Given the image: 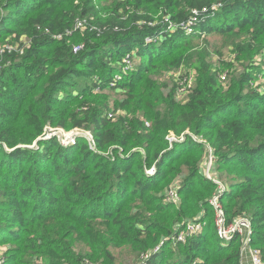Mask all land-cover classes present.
<instances>
[{"label": "trees", "instance_id": "obj_1", "mask_svg": "<svg viewBox=\"0 0 264 264\" xmlns=\"http://www.w3.org/2000/svg\"><path fill=\"white\" fill-rule=\"evenodd\" d=\"M210 35L233 48L234 71L210 60ZM0 43L15 47L0 63V264H117L112 248L135 264H240L246 235H218L214 195L225 225L248 219L264 263V0H0ZM190 65L180 104L155 79ZM106 86L142 111L113 119L85 100ZM47 126L88 129L93 143L37 140ZM176 177L178 205L161 196ZM194 219L199 232L171 239Z\"/></svg>", "mask_w": 264, "mask_h": 264}, {"label": "rangeland", "instance_id": "obj_2", "mask_svg": "<svg viewBox=\"0 0 264 264\" xmlns=\"http://www.w3.org/2000/svg\"><path fill=\"white\" fill-rule=\"evenodd\" d=\"M157 16H159V13H157L155 15V17H157ZM73 25L74 24H72L71 26H73ZM48 31L49 30L46 29V32H48ZM187 32L190 33L192 31L189 30ZM57 39H59V38H57ZM206 39L208 42L207 45L209 48L210 60L214 61V64L218 63L220 66H223L222 63L231 64V62H233V71H234L235 68H237V66L239 65V63L237 61H235V59H234L235 58V51L233 50V48L225 45L224 40H223V38H221V36H211L210 35V36H207ZM77 44H81V43H75L74 45H77ZM1 45H2V43H0V46ZM199 45L200 46H206L205 42H203V41H199ZM17 52L20 53V50H18ZM214 56H217L218 58L216 60H214ZM1 62H2V58L0 57V63ZM130 63L132 66H136L137 65V59L134 58L133 61ZM192 63H193V66L195 67L196 66L195 59H193ZM194 67H192L190 65L189 67L182 66L179 68L170 69V70L162 73L160 76L156 77V79H155L157 82L156 84L158 86H160V88H162L164 94H166L168 92L165 90L166 88L164 86H168V88L175 87L176 89H175L174 96H175L177 102H179L180 104H183L188 99V94H187V93H189L188 89L191 88L193 85V82L191 80H188V77L194 76V72H195ZM119 70L124 71V66H122V67L119 66ZM118 71L113 74L112 79H114V80L115 79H121V76L118 73ZM226 76H227V70H223L220 74V79L222 81H224V79H226L225 78ZM258 77H260V76H258ZM256 81L257 82L255 84H258L259 82H262V83L264 82V80L262 78L256 79ZM263 85H262V88H264ZM66 93H68V92H66ZM123 98L124 97H123L122 93L111 89V87H109V86H106V87H104L103 90H96V88H95L94 92L91 95H89L85 100L88 103H90V105H94V106L106 105V109L108 110V116L113 118V119H115L119 113L126 114V112H129L132 114H138L139 112L142 111V108L144 106L141 104H138L134 100L131 101V103L129 104V107L127 109H125V111H124L123 107L120 106V103L123 100ZM113 108H119V110H113ZM157 110H161V109L158 107ZM72 112H74V111H72ZM144 121H145L146 128L150 127V122L148 120H144ZM185 132L178 135V136L175 135L173 132H169V134L166 136V138L171 143H172V141H182L186 137ZM75 133H77V134L81 133L80 135L85 136L88 139V141H89L88 143L91 147V145L93 143L92 135H91V132L85 128H77V127L63 128V127L47 126L44 133L41 136H39L38 138H44L46 136L54 135L53 137H55L62 146H68V145H71L73 143H70L67 138L72 136ZM189 134L192 136L193 139L197 140V138L194 134H192V133H189ZM198 140L201 141L200 138H198ZM29 147H32V148L34 147L36 149L38 147V144H36L34 142ZM207 151H208L207 157L211 158L212 157L211 149L207 147ZM121 153H119V154L122 155ZM150 169H152V167H150L147 170V172ZM202 173L207 178L212 179L214 177V173H212L211 171L208 172V170L205 166L202 167ZM180 180L181 179H179V177H176L172 182H170L165 187V194H166L167 189L171 185L176 184V182H180ZM213 180H216V179H213ZM219 180H220V178H219ZM223 181L229 182V180H227V179H223ZM161 196H162V200H163V196H164V201L171 202L166 198V196L164 194ZM179 202H180V199L174 203L176 205H178ZM7 246L8 245H6V244H0V257H2L3 252L6 250ZM111 250L116 255L117 264H135V263H132L133 261H132L131 256H133V254L130 253L129 249H127V248H112ZM243 260L247 264L248 261H247V252L246 251L243 254ZM143 264H145L144 261H143Z\"/></svg>", "mask_w": 264, "mask_h": 264}, {"label": "built area", "instance_id": "obj_3", "mask_svg": "<svg viewBox=\"0 0 264 264\" xmlns=\"http://www.w3.org/2000/svg\"><path fill=\"white\" fill-rule=\"evenodd\" d=\"M195 20L192 19V21H190L189 24H193ZM86 25L84 20H78L74 26L73 29L71 30H75L77 28H83ZM172 27V24H169L167 26V29H170ZM190 28H187V31H189ZM68 33H70V31H68ZM57 38H61V35H57L55 36ZM15 49V47L10 46V45H1L0 46V57L3 53V51L5 50H12ZM82 49V45L78 44V45H74L72 50L74 53H76L77 51ZM20 52H22V50H20ZM132 60L130 59H124L123 61V66L125 70H129L130 68H132L131 63ZM188 80L192 81V77L189 76ZM81 134V133H80ZM68 141L70 143H74L75 138L72 136L67 138ZM212 158L213 157H207V160L205 162V167L207 168L208 172L210 170V167L212 166ZM147 172V171H146ZM155 172V169L152 167V169H150L147 174H153ZM214 182H218L217 180H214ZM220 188L222 189V191L220 193H222L224 191V186L222 184H219ZM177 184L171 185L167 191H166V198L171 201V202H177L179 200V194L177 191ZM211 204L214 205L215 210H216V225H217V229H218V235L224 239H231L232 235L235 232H239V233H244L246 235L244 243H243V250H242V255H241V260H240V264H246L243 260V254L246 251L247 252V261H249L250 264H264L260 253L258 252L257 249H253V248H249L247 247L248 242H249V234H250V224L248 219L246 218H238L235 222H233L232 224L229 225H225L224 222V215L222 210L219 207V204L217 202V196L214 195L211 200H210ZM196 219V218H195ZM194 220H188L184 222V226L182 227V229L176 231V233L174 234L173 237H171L172 240L174 241H184V239L196 232H199L200 229L202 228L203 223L200 222V220L195 221ZM158 250V247L155 249ZM154 250V251H155ZM248 264V262H247Z\"/></svg>", "mask_w": 264, "mask_h": 264}, {"label": "water", "instance_id": "obj_4", "mask_svg": "<svg viewBox=\"0 0 264 264\" xmlns=\"http://www.w3.org/2000/svg\"><path fill=\"white\" fill-rule=\"evenodd\" d=\"M77 135H80V134H77V133H75V134H73V137L75 138ZM50 136H46V137H44V138H49ZM40 139H43V138H37V140H40ZM36 143V142H35Z\"/></svg>", "mask_w": 264, "mask_h": 264}, {"label": "crops", "instance_id": "obj_5", "mask_svg": "<svg viewBox=\"0 0 264 264\" xmlns=\"http://www.w3.org/2000/svg\"><path fill=\"white\" fill-rule=\"evenodd\" d=\"M248 264H250L249 261H248Z\"/></svg>", "mask_w": 264, "mask_h": 264}]
</instances>
